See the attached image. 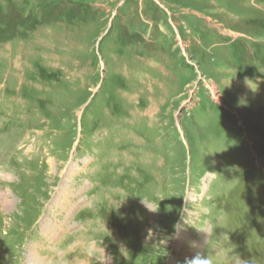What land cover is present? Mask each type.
Listing matches in <instances>:
<instances>
[{"label": "rangeland", "instance_id": "rangeland-1", "mask_svg": "<svg viewBox=\"0 0 264 264\" xmlns=\"http://www.w3.org/2000/svg\"><path fill=\"white\" fill-rule=\"evenodd\" d=\"M15 6L0 264H264V0Z\"/></svg>", "mask_w": 264, "mask_h": 264}, {"label": "trees", "instance_id": "trees-1", "mask_svg": "<svg viewBox=\"0 0 264 264\" xmlns=\"http://www.w3.org/2000/svg\"><path fill=\"white\" fill-rule=\"evenodd\" d=\"M2 1L7 2L8 0H2ZM13 11H14V20L11 22V24L8 21L3 22L5 28L3 29V31L0 32V43L8 42L9 39L11 40L14 39L18 34H22L25 32L27 33L30 31V28L28 26L27 16L24 14V11L19 6L18 7L15 6Z\"/></svg>", "mask_w": 264, "mask_h": 264}, {"label": "clouds", "instance_id": "clouds-1", "mask_svg": "<svg viewBox=\"0 0 264 264\" xmlns=\"http://www.w3.org/2000/svg\"><path fill=\"white\" fill-rule=\"evenodd\" d=\"M264 70V69H262ZM251 83V87L253 90L256 89V84L255 82H249ZM191 264H210V262L208 260H204V259H201V258H194L192 261H191Z\"/></svg>", "mask_w": 264, "mask_h": 264}]
</instances>
